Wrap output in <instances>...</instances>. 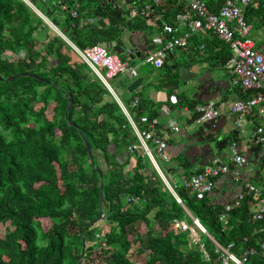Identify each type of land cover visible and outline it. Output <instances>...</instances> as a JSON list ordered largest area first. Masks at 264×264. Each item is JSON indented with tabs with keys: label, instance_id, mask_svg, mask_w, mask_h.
Here are the masks:
<instances>
[{
	"label": "trees",
	"instance_id": "trees-1",
	"mask_svg": "<svg viewBox=\"0 0 264 264\" xmlns=\"http://www.w3.org/2000/svg\"><path fill=\"white\" fill-rule=\"evenodd\" d=\"M205 1L215 13L223 3ZM78 2L79 16L67 18L65 34L81 50L119 41L124 30L151 28L147 17H122L109 0L94 13ZM163 9L173 22L183 8L165 0L157 8ZM90 15L98 22L87 21ZM244 15L252 30L263 28L264 2H252ZM43 25L24 0H0V225H6L0 264H224V252L186 209L219 245L234 243L230 251L237 256L259 248L264 219L253 218L255 197L230 202L227 224L219 218L225 205L210 194L199 199L180 185L178 202L149 157L128 150L137 137L111 92L60 35L43 43L37 35ZM218 44L225 45L226 61L229 47ZM130 96L120 99L135 120L156 116L143 100L132 107L135 93ZM159 165L172 182L169 162ZM245 264H264V256Z\"/></svg>",
	"mask_w": 264,
	"mask_h": 264
},
{
	"label": "crops",
	"instance_id": "crops-1",
	"mask_svg": "<svg viewBox=\"0 0 264 264\" xmlns=\"http://www.w3.org/2000/svg\"><path fill=\"white\" fill-rule=\"evenodd\" d=\"M24 1L41 18L40 14H43L50 21L48 23L42 18L44 25L37 35L43 43L58 34L70 45L74 44L65 32L68 29L67 18L79 16V13L73 15L74 11L77 12L75 7L80 6L79 0ZM105 1L107 0H81L83 5L89 3L91 10H87V13H94L95 8ZM109 1L118 8L122 17L128 19L145 16L151 25L146 31L124 30L119 41L104 46L120 58L124 55L123 61L133 66L137 72L135 77L121 75L112 80L119 99L131 100L130 94L133 93L127 90L128 85L137 77L144 78L142 85L134 93L139 97L140 103L145 101L150 114L156 113L153 119L156 120L157 128L164 131L167 137L173 181H176L175 177H180L182 181L186 172L197 173L218 158L229 165L230 171L216 178L215 187L209 195L214 203L225 205L234 201L236 195L248 185H255L264 191V147H258L252 142L255 126L264 119L253 115L244 120L242 128L236 126L235 116L230 111L231 104L252 93L234 86L227 76L224 66L227 54L223 53L222 47L225 45H219L218 39L211 33L195 32L189 38L187 46L173 51L166 57L164 65L157 68L145 61V53L155 48L153 39L161 32L162 25L169 23L164 16V13L168 14L167 10H157L165 0L161 3L155 0H134L133 3L126 0ZM134 11H137L136 15ZM87 21L94 24L98 22V18L90 15ZM104 21L108 22L107 19ZM188 31L185 26L180 29L182 33ZM137 59H140L142 65L148 64L152 69L140 72L135 63ZM209 101L215 102L220 110L215 125L196 121L195 106ZM171 121L180 126V132L167 128ZM232 142L237 144L240 154L248 160L247 163L239 166L231 160ZM133 165L134 161L131 167Z\"/></svg>",
	"mask_w": 264,
	"mask_h": 264
},
{
	"label": "built area",
	"instance_id": "built-area-1",
	"mask_svg": "<svg viewBox=\"0 0 264 264\" xmlns=\"http://www.w3.org/2000/svg\"><path fill=\"white\" fill-rule=\"evenodd\" d=\"M163 1L155 0L157 3ZM171 1L177 2L183 9L176 13L173 23L169 22L162 25L161 32L153 39L156 46L145 53V61L160 68L164 65L165 59L169 54L176 49L187 46L188 40L193 33L198 31L211 33L224 42L231 51V55L225 61L224 66L232 84L252 93L248 97L236 100L231 104L230 111L235 116L236 126L242 128L244 120L253 115L264 119V41L260 42L251 38L252 25L244 15V9L248 5L254 1L264 2V0H223L218 13L212 12L205 0ZM76 13L74 11L73 15L75 16ZM136 14L137 11H134V15ZM40 15L45 21L50 23L46 16ZM183 26L189 31L186 33L180 32ZM71 45L80 58L111 92L127 117L137 137V142L130 144L128 150L132 152L138 151L149 157L166 187L178 201H181V199L176 193V189L180 185L195 192L199 199H203L210 194L215 187L216 178L230 171L229 165L216 158L200 172L184 178L181 184L176 181L170 182L159 165L160 161H170L167 153L168 140L166 135H164V131H160L157 128L156 120L150 119L147 115H142L138 120H135L118 98L111 84V80L121 75L135 77L137 75L135 68L124 62L117 54L111 53L104 45L94 44L84 50L79 49L72 43ZM139 103V97L135 96L132 101V107L137 109ZM194 111L197 115L196 121L198 123L205 122L215 125V121L220 115L218 105L212 101L196 105ZM167 128L174 132H180V126L174 121L168 123ZM252 142L258 147H264V121L255 126L252 132ZM231 160L239 166L248 161L244 155L240 154L235 142L231 143ZM250 195H253L257 201L253 218L263 220L264 192L261 188L255 185H248L236 195L234 200L240 201ZM132 200H135V198H132ZM231 210V203L225 204L224 212L219 217L224 224H227L228 214ZM175 224L182 230L189 228L184 221H176ZM197 225L201 231H206L198 222ZM195 240L197 241L198 239ZM245 241H247V238H245ZM217 246L225 254L224 264H245L248 257L252 255L259 254L264 256V238L259 248L250 247L245 249L241 256H237L230 251L234 243H231L228 248H224L221 245Z\"/></svg>",
	"mask_w": 264,
	"mask_h": 264
},
{
	"label": "rangeland",
	"instance_id": "rangeland-1",
	"mask_svg": "<svg viewBox=\"0 0 264 264\" xmlns=\"http://www.w3.org/2000/svg\"><path fill=\"white\" fill-rule=\"evenodd\" d=\"M126 8H128V7L126 6ZM250 36L254 40H257V41L259 40L260 42H263L264 41V27L263 28H260V29H253ZM124 57H125L124 55H121V59L122 60L124 59ZM135 63H136V65H137V67H138V69H139L140 72H142V71H149V70L152 69L150 67V65H148V64L147 65H145V64L142 65L141 62H140V59H137L135 61ZM112 83H113V81L111 80V84ZM175 180L179 184H181V182H182L181 179H180V177H175ZM103 223H102L103 228L104 229H108L109 228V225L108 224H105V223L103 224ZM44 225L47 227L49 225V222L47 220H44ZM196 227H197V229L199 231H201L198 226H196ZM5 228H6V225H0V234L2 236L4 235ZM192 237L195 238V239H198L199 238L198 232L195 229H192Z\"/></svg>",
	"mask_w": 264,
	"mask_h": 264
},
{
	"label": "water",
	"instance_id": "water-1",
	"mask_svg": "<svg viewBox=\"0 0 264 264\" xmlns=\"http://www.w3.org/2000/svg\"><path fill=\"white\" fill-rule=\"evenodd\" d=\"M52 63H55V61H53ZM17 76H19V75H15V76H12V77H8L6 80L7 81H9V80H11V79H13V78H16ZM143 81H144V78L143 77H137V78H135L129 85H128V87H127V90L129 91V93H134L141 85H142V83H143ZM70 99V98H69ZM71 106H72V102H71V99H70V102H69V105H68V108H67V111H66V114L69 112V110H70V108H71ZM86 146H87V149H88V151H89V153H90V156H91V158L93 157V155H92V152H91V150H90V147H89V145L88 144H86ZM103 185H104V183H103V180H101V193H102V189H103ZM178 202H180L181 203V201H178ZM183 207L186 209V207L183 205ZM186 211L189 213V215L191 216V218L194 220V223L197 225V222L200 224V222H199V220L197 219V218H195L187 209H186ZM100 217H102V212H101V214H100ZM99 217V218H100ZM201 225V224H200ZM198 226V225H197ZM199 227V226H198ZM200 228V227H199ZM209 238H211L217 245H219L213 238H212V236L210 235V234H208V232L207 231H203ZM84 242H85V240H84ZM79 264H80V262H79Z\"/></svg>",
	"mask_w": 264,
	"mask_h": 264
}]
</instances>
